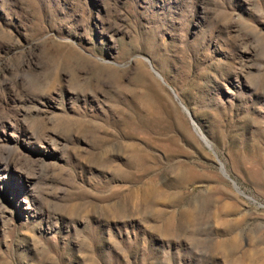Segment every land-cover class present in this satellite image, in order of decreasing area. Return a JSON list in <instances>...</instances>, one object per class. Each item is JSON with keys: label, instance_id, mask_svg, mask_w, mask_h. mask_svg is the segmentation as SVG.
I'll list each match as a JSON object with an SVG mask.
<instances>
[{"label": "rangeland", "instance_id": "rangeland-1", "mask_svg": "<svg viewBox=\"0 0 264 264\" xmlns=\"http://www.w3.org/2000/svg\"><path fill=\"white\" fill-rule=\"evenodd\" d=\"M0 264H264V0H0Z\"/></svg>", "mask_w": 264, "mask_h": 264}, {"label": "water", "instance_id": "water-1", "mask_svg": "<svg viewBox=\"0 0 264 264\" xmlns=\"http://www.w3.org/2000/svg\"><path fill=\"white\" fill-rule=\"evenodd\" d=\"M149 63H150V61H149ZM150 65H151V67H152V69L154 70V68H153V66H152V64L150 63ZM155 71V70H154ZM155 73H156V71H155ZM157 74V73H156ZM160 75V74H159ZM160 77L162 78V76L160 75ZM175 94V93H174ZM175 97L176 98H178L177 97V95L175 94ZM181 103V102H180ZM182 104V103H181ZM183 107H184V109L186 110V112L189 114V116L192 118V115H191V113H190V111L183 105ZM221 169H224V167H223V164H221ZM227 177H229V175L227 174ZM233 184H234V186H235V188L236 189H240L239 188V186L233 181Z\"/></svg>", "mask_w": 264, "mask_h": 264}, {"label": "bare ground", "instance_id": "bare-ground-1", "mask_svg": "<svg viewBox=\"0 0 264 264\" xmlns=\"http://www.w3.org/2000/svg\"><path fill=\"white\" fill-rule=\"evenodd\" d=\"M204 137V136H203ZM225 172V171H224ZM226 176H227V173L225 172Z\"/></svg>", "mask_w": 264, "mask_h": 264}]
</instances>
